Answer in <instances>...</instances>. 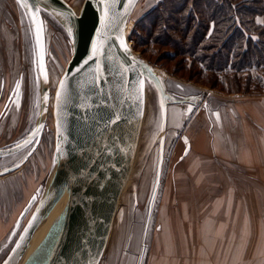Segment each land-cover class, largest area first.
<instances>
[{
  "label": "rangeland",
  "instance_id": "rangeland-1",
  "mask_svg": "<svg viewBox=\"0 0 264 264\" xmlns=\"http://www.w3.org/2000/svg\"><path fill=\"white\" fill-rule=\"evenodd\" d=\"M67 1L71 5L76 3L79 11L82 0ZM163 1L136 0L128 15L126 38L133 54L160 77L168 93L167 106L169 111L174 108V113L170 117L166 110L162 121L158 92L148 81L138 147L101 264H195L197 251L205 256L198 264H240L245 262L244 256L253 257L261 264L264 249L257 246L264 238V233L258 232L264 225V170L257 169L255 161L248 164L252 168L237 163L234 148L250 130L264 138L261 98L264 66L256 64L239 71L233 68L213 72L206 69L205 61L194 64L189 55L183 57V65L177 56L167 59L165 55L174 54L173 48L152 39L151 43L143 42L146 37L140 28L154 20ZM25 15L17 0H0V111L18 79H21L23 104L18 108V104L10 102L0 116V146L24 137L36 121L40 106V77L35 75L32 61L34 36ZM42 16L51 79L54 67L57 68L55 64L60 70L70 53L71 43L65 27L52 13L42 9ZM212 25L208 36L216 34ZM234 61L230 57L226 66H232ZM185 96L193 104L189 110L188 102L174 101ZM12 117L13 123L4 128L6 118ZM47 120L40 142L25 161V166H29L41 159L43 174L36 179L35 187L47 177L53 165L52 113ZM162 125L160 183L149 211L158 171ZM214 139L218 140L221 153L214 152ZM187 144L189 150L183 155ZM28 149L27 146L13 155L0 157V170L20 161ZM29 215L28 212L22 220L17 235ZM13 239L10 248L16 240ZM196 241L202 242L201 248H196ZM244 244H250V248H244ZM10 248L1 252L0 263Z\"/></svg>",
  "mask_w": 264,
  "mask_h": 264
},
{
  "label": "water",
  "instance_id": "water-1",
  "mask_svg": "<svg viewBox=\"0 0 264 264\" xmlns=\"http://www.w3.org/2000/svg\"><path fill=\"white\" fill-rule=\"evenodd\" d=\"M135 1L82 0L78 12L67 0H21L18 3L33 30L35 55L32 61L35 75L40 77V106L29 133L0 146V157L30 146L20 161L0 170V175L22 166L46 129L50 95L42 9L62 19L71 45L52 91L53 165L18 215L15 227L30 212L0 264H15L22 256L62 190L60 186L65 177L63 190L68 191V206L61 212L51 253L47 254L46 247L36 262L101 264L120 211L119 197L138 147L148 81L158 92L163 122L168 104V93L160 77L133 54L126 38V23ZM36 8L40 9L38 13ZM188 100L185 96L174 101ZM187 104L188 110L193 107L192 103ZM161 130L158 171L149 211L160 183L164 125ZM188 150L189 144L183 155Z\"/></svg>",
  "mask_w": 264,
  "mask_h": 264
},
{
  "label": "trees",
  "instance_id": "trees-1",
  "mask_svg": "<svg viewBox=\"0 0 264 264\" xmlns=\"http://www.w3.org/2000/svg\"><path fill=\"white\" fill-rule=\"evenodd\" d=\"M189 2L163 1L154 20L140 26L146 37L143 42L151 43L152 39L154 43L170 46L174 54L165 55L167 59L177 56L183 65V57L189 55L194 64L205 61L206 69L213 72L264 65V25L255 22V16L264 10V0H191L190 5ZM211 24L214 36L207 35ZM134 35L132 32L131 36ZM230 57L235 61L226 66ZM193 70L199 72L196 67Z\"/></svg>",
  "mask_w": 264,
  "mask_h": 264
},
{
  "label": "crops",
  "instance_id": "crops-1",
  "mask_svg": "<svg viewBox=\"0 0 264 264\" xmlns=\"http://www.w3.org/2000/svg\"><path fill=\"white\" fill-rule=\"evenodd\" d=\"M76 5V3H74ZM77 6V5H76ZM259 21V22H258ZM255 22L257 24H262L264 25V10L260 15L255 16ZM23 38V37H22ZM257 36H253V40H256ZM264 66V65H263ZM15 87V88H14ZM21 79H18L15 81L14 86L10 90V102H14L15 104H18V108L22 104V90H21ZM13 98H17L16 101H14ZM262 103L264 105V94L262 95ZM169 106V103H168ZM167 106V113L171 117L174 113V108H170ZM256 107V106H255ZM259 107V106H257ZM253 110V108H252ZM251 112V111H250ZM9 119V120H8ZM11 119V120H10ZM13 117L12 118H6L4 121V128L8 125L13 123ZM251 125V123H250ZM2 129V128H0ZM255 132L253 130H250L247 134L243 142L240 141L239 144L235 145L236 149V156L234 157L236 162L241 164L244 167H249L252 168L251 164L252 161H255L258 163L257 166H255L257 169L263 171L264 170V138L261 137L260 133L258 132L256 135H254ZM218 142L217 139H214V152L215 153H221L220 150L218 149V145L216 144ZM7 143V142H6ZM5 144V143H3ZM221 145V144H219ZM220 148V147H219ZM43 157V156H42ZM233 158V159H234ZM28 159V158H27ZM39 159V158H38ZM37 159V160H38ZM41 159H39V163H32L29 166H20L19 168L8 172L4 175H0V254L3 250L10 248L8 247L10 240L12 241L13 238H17V232L19 229L20 224L15 227L16 225V220L18 218V215L20 214L22 208L25 206V203H27L28 199L31 197V195L36 191L39 185L43 184L44 180H41L42 182L35 187L37 183V178L42 175L41 173ZM29 162V161H28ZM39 165V167H38ZM53 171V170H52ZM264 182V176L262 178ZM30 213V212H29ZM27 215V214H26ZM235 216V215H234ZM25 217L23 218V220ZM264 226V225H263ZM258 232L264 233V227ZM232 227V226H231ZM261 227V226H260ZM16 236V237H15ZM13 239V240H15ZM261 244L260 246H257L261 249H264V238L260 240ZM183 244V242H181ZM197 246L196 248L199 249L201 248L200 245H202V242L196 241L195 243ZM249 247L250 244H244V248ZM187 248V247H186ZM193 246H191V249ZM251 248H254V245L251 244ZM185 249V248H183ZM182 252L181 254L185 253ZM192 252V251H191ZM190 254H194L195 252H192ZM183 257V256H182ZM203 257V258H202ZM204 254L201 251H197L196 253V263L201 259L204 258ZM244 263L240 264H257L256 261L254 260L253 257H247L244 256ZM239 260H242V258H239ZM261 264H264V261L261 262Z\"/></svg>",
  "mask_w": 264,
  "mask_h": 264
},
{
  "label": "bare ground",
  "instance_id": "bare-ground-1",
  "mask_svg": "<svg viewBox=\"0 0 264 264\" xmlns=\"http://www.w3.org/2000/svg\"><path fill=\"white\" fill-rule=\"evenodd\" d=\"M72 6L74 7L75 10L77 9V6L75 4H73ZM45 10H46V8H45ZM51 13L61 22V24L65 27V29L67 31V28H66L65 24L62 22V19L57 14H55L54 12H51ZM128 24L129 23H126L125 33H126V30L128 29ZM67 33H68V31H67ZM44 36H45V31H44ZM45 47H46V44H45ZM46 66H47V64H46ZM55 66L57 68L54 67V73L52 74L51 79H50V73L48 72V91H49V95H50L49 107L47 110L48 111V117L50 116V113H52V108H51L52 91H53L54 82L56 80L57 72L59 70L58 66L56 64H55ZM47 71H48V68H47ZM145 103H146V96H145ZM51 178H52V175L50 176L48 183L51 180ZM127 179H128V177H127ZM65 182H66V177L64 178V180L60 186V188L62 190H63V187L65 185ZM126 182H127V180H126ZM126 182H125V184H126ZM125 184H124V186H125ZM124 186H123V189H124ZM123 189H122V191H123ZM62 190L60 191L58 197L56 196V198H55L54 202L51 204L49 210L47 211L45 216L42 218L41 222L37 226L36 230L34 231L32 237L30 239L28 247L26 248V250L24 251L22 256L16 261L15 264H40L42 261H40V262H36V261L39 258L38 256L43 253V251L46 249V247H47V249H46L47 254L49 252L51 253L52 246L54 245V242L56 241V237H55L56 231H57L56 228H58V226H59V220H60V217L62 215L61 212H63L64 207L68 206V191L63 190V192H62ZM121 194H122V192H121ZM121 194H120V196H121ZM119 203H120V197H119Z\"/></svg>",
  "mask_w": 264,
  "mask_h": 264
},
{
  "label": "flooded vegetation",
  "instance_id": "flooded-vegetation-1",
  "mask_svg": "<svg viewBox=\"0 0 264 264\" xmlns=\"http://www.w3.org/2000/svg\"><path fill=\"white\" fill-rule=\"evenodd\" d=\"M46 64H47V68H48V58H47V51H46ZM49 72V71H48ZM28 78V77H27ZM10 96V95H9ZM9 103H10V97L7 99V102H6V104H5V108L3 107V109H2V111H0V116L2 115V114H4L5 113V111L8 109V107H9ZM32 106H33V103H32ZM48 107H49V104H48ZM29 108H31V104H30V107ZM47 116H48V111H47ZM47 118V117H46ZM35 123V122H34ZM46 124H47V119H46ZM34 125V124H33ZM33 125H32V127H33ZM32 127L25 133V135H24V137L29 133V131L32 129ZM30 146H28V148H29ZM33 152V151H32ZM32 154V153H31Z\"/></svg>",
  "mask_w": 264,
  "mask_h": 264
},
{
  "label": "snow or ice",
  "instance_id": "snow-or-ice-1",
  "mask_svg": "<svg viewBox=\"0 0 264 264\" xmlns=\"http://www.w3.org/2000/svg\"><path fill=\"white\" fill-rule=\"evenodd\" d=\"M17 2H18V3H21V0H17ZM22 6H23V5H22ZM39 11H40L39 8H36V9H35V12H36V13H38ZM258 22H259V21H258ZM61 88H63V81H61ZM58 95H59V93H58ZM58 151H59V149H58Z\"/></svg>",
  "mask_w": 264,
  "mask_h": 264
}]
</instances>
